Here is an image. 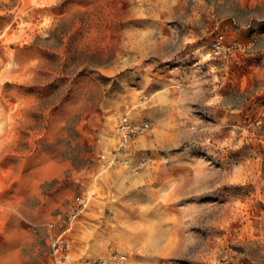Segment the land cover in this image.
Returning <instances> with one entry per match:
<instances>
[{
	"label": "rangeland",
	"instance_id": "1",
	"mask_svg": "<svg viewBox=\"0 0 264 264\" xmlns=\"http://www.w3.org/2000/svg\"><path fill=\"white\" fill-rule=\"evenodd\" d=\"M110 252L264 264V0H0V264Z\"/></svg>",
	"mask_w": 264,
	"mask_h": 264
},
{
	"label": "built area",
	"instance_id": "2",
	"mask_svg": "<svg viewBox=\"0 0 264 264\" xmlns=\"http://www.w3.org/2000/svg\"><path fill=\"white\" fill-rule=\"evenodd\" d=\"M147 127L148 125L146 122L132 123L127 115H122L117 124L118 145L121 146L133 136L143 133ZM100 158L104 159L103 156ZM105 160L106 161L102 166L105 167L111 165L113 162L117 161L116 153H113L112 156ZM89 200L90 194L88 192L79 193L73 196L69 201L67 211L62 219L63 224L61 229L49 238V247L59 262L62 259L61 254L64 253L67 247V235L71 231L75 219L87 206ZM54 225V221L49 223V227H53ZM123 259V255L110 252L106 257L91 261L88 264H121Z\"/></svg>",
	"mask_w": 264,
	"mask_h": 264
}]
</instances>
